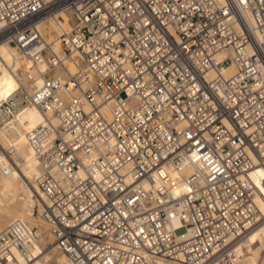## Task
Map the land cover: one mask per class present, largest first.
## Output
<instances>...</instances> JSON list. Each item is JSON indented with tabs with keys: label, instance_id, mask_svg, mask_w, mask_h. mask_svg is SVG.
Instances as JSON below:
<instances>
[{
	"label": "built area",
	"instance_id": "1",
	"mask_svg": "<svg viewBox=\"0 0 264 264\" xmlns=\"http://www.w3.org/2000/svg\"><path fill=\"white\" fill-rule=\"evenodd\" d=\"M62 12L58 52L39 27ZM4 44L43 83L0 99V129L43 114L26 131L50 201L38 215L72 264H227L264 221V0H0ZM168 167L193 172L175 184ZM34 233L0 231V264Z\"/></svg>",
	"mask_w": 264,
	"mask_h": 264
},
{
	"label": "bare ground",
	"instance_id": "2",
	"mask_svg": "<svg viewBox=\"0 0 264 264\" xmlns=\"http://www.w3.org/2000/svg\"><path fill=\"white\" fill-rule=\"evenodd\" d=\"M74 18L71 12H62L58 17L49 19L40 25V31L47 42L60 52V37L73 27ZM0 99H6L20 89L31 93L33 85L41 86L43 77L39 70L22 55L20 49L14 45L4 44L0 47ZM68 71L74 72V63L63 58ZM40 69H45L41 66ZM56 74L61 80H66L68 72L58 68ZM32 79V80H31ZM43 114L37 107H30L17 118L11 128L0 129V145L8 151L13 147V156L18 167L5 172L1 166L8 161L5 154L0 153V231L12 221L20 220L29 229L33 228L35 237L26 242L25 253L17 252L20 264H72L69 258L57 249L54 237L51 234V224L44 221L38 213L49 203V199L36 183L39 173L34 149L28 144L26 131L36 127L42 122ZM193 172L190 167L180 171L173 167L165 170L166 175L176 183H182L184 177ZM264 169H260L254 176V182L261 194L257 196L256 203L264 215ZM181 192V185L175 187ZM264 220V218H263ZM178 226V222L173 223ZM47 225V228H46ZM45 230V231H44ZM47 235L49 239H46ZM51 243V244H50ZM50 244V245H49ZM56 249L59 254H55ZM264 253V221L259 223L234 252L233 258L226 260L227 264H259V258ZM264 264V262L262 263Z\"/></svg>",
	"mask_w": 264,
	"mask_h": 264
},
{
	"label": "rangeland",
	"instance_id": "3",
	"mask_svg": "<svg viewBox=\"0 0 264 264\" xmlns=\"http://www.w3.org/2000/svg\"><path fill=\"white\" fill-rule=\"evenodd\" d=\"M46 228H47V225H46ZM45 231V230H44ZM46 236V239H49V237L47 235ZM51 244V243H50ZM49 244V245H50ZM55 254H59V251L56 249V251H54ZM264 262V253L261 255V257L259 258V264H262Z\"/></svg>",
	"mask_w": 264,
	"mask_h": 264
}]
</instances>
